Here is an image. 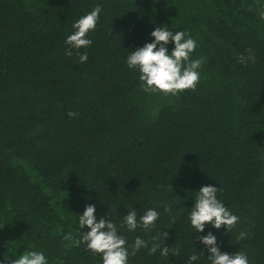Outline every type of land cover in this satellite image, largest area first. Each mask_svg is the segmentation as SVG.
I'll use <instances>...</instances> for the list:
<instances>
[{
  "label": "trees",
  "instance_id": "trees-1",
  "mask_svg": "<svg viewBox=\"0 0 264 264\" xmlns=\"http://www.w3.org/2000/svg\"><path fill=\"white\" fill-rule=\"evenodd\" d=\"M97 5L92 44L66 56L72 25ZM262 16L264 0H0V264L31 251L47 264H102L76 244L90 231L78 223L89 204L129 253L137 237L148 242L128 264H189L192 254L210 264L200 242L209 232L221 253L264 264ZM158 26L196 41L194 90L145 92L127 66ZM247 49L255 59L239 62ZM206 185L239 217L232 231L191 226ZM149 208L160 214L154 227H121L128 211L139 220ZM157 236L175 256L149 254Z\"/></svg>",
  "mask_w": 264,
  "mask_h": 264
},
{
  "label": "clouds",
  "instance_id": "clouds-1",
  "mask_svg": "<svg viewBox=\"0 0 264 264\" xmlns=\"http://www.w3.org/2000/svg\"><path fill=\"white\" fill-rule=\"evenodd\" d=\"M101 11V6L97 5L72 25L74 32L65 41L69 46L65 51L66 56L72 55L73 48H87L92 44V41L87 38V34L96 28ZM151 36L154 38L152 43H146L143 47L129 52L127 57L129 69H137L140 73L141 89L145 92H160L164 95H177L185 90H194L200 80L198 69L204 63V58L190 59L197 47L196 41L186 32L176 31L174 33L167 26L156 27ZM169 42H173L175 46L171 53L166 47ZM246 51L250 55L238 57L239 62L245 63L255 59L251 49ZM78 55L81 63L87 61V53H78ZM68 115L74 117L77 114L69 112ZM218 191L219 189L216 187L206 185L197 192L195 205L189 214L191 226L196 232H204L206 224H211L215 229H220L223 226L230 232L238 224L239 217L232 214L217 199ZM164 210L170 212L171 207L165 205ZM95 212V206L89 204L85 207L83 215L78 216L80 229L87 226L90 231L77 239L76 244L84 243L91 252L102 254V264H128L130 254L135 256L141 248H148V242L137 237L131 246L132 251L129 253L126 239L118 234L117 226L105 218H101L97 222ZM159 215L155 209L149 208L143 215H140L138 220L137 211L133 209L123 216L121 227L126 226L129 231H134L142 226L147 231L154 227ZM163 236L166 238L165 234ZM245 236L246 233L241 232L238 239H244ZM64 239L71 240V234L66 235ZM152 240L154 242L149 254H155L157 250H160L161 256H168L170 252L173 256L176 255V252L166 245L161 248L159 236L153 237ZM200 242L208 248L207 258L210 264H249L248 257L243 251H237L231 255L221 253L217 246V238L211 232L200 237ZM198 259V255H190L189 264H193ZM5 261L7 264H47L45 255L38 251H31L20 255L19 258H8Z\"/></svg>",
  "mask_w": 264,
  "mask_h": 264
}]
</instances>
